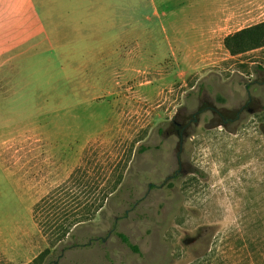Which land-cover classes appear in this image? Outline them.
<instances>
[{
	"label": "rangeland",
	"instance_id": "1",
	"mask_svg": "<svg viewBox=\"0 0 264 264\" xmlns=\"http://www.w3.org/2000/svg\"><path fill=\"white\" fill-rule=\"evenodd\" d=\"M214 1L33 0L10 24L0 264H264V48L232 55L253 24L194 12ZM73 192L106 202L55 242L36 206Z\"/></svg>",
	"mask_w": 264,
	"mask_h": 264
},
{
	"label": "trees",
	"instance_id": "2",
	"mask_svg": "<svg viewBox=\"0 0 264 264\" xmlns=\"http://www.w3.org/2000/svg\"><path fill=\"white\" fill-rule=\"evenodd\" d=\"M225 47L232 55H239L264 48V23L242 30L234 36L227 38L225 40ZM116 189L117 186L112 190ZM67 196H69V192ZM53 202L52 199H44L38 204L35 211L36 219L47 235L54 237L53 240L55 242L61 243L69 236L73 229L91 221L97 212L103 209L106 199L98 203L97 200L94 202L83 201L80 200V196L77 193L73 192L57 213H50L52 209H57ZM80 208L81 210H79ZM118 236L128 248L138 252L137 247L133 246L125 235L118 234ZM47 253L49 251H46L42 257Z\"/></svg>",
	"mask_w": 264,
	"mask_h": 264
},
{
	"label": "crops",
	"instance_id": "3",
	"mask_svg": "<svg viewBox=\"0 0 264 264\" xmlns=\"http://www.w3.org/2000/svg\"><path fill=\"white\" fill-rule=\"evenodd\" d=\"M214 2L215 3H197L193 5L194 12H200L201 15L206 16V19H211L212 17L216 19L217 17L218 20L215 22L216 24L219 22L221 24H253L249 27H245L250 28L264 23V0H216ZM33 8V0H0L1 66L7 65L10 60V24L15 23V21H17L16 19L23 17V15L31 14ZM209 22L210 20L204 24L209 25ZM213 31L215 33L217 27H211L209 32L213 34ZM262 258L264 259V255ZM225 263L234 264L235 262H233V257L226 255Z\"/></svg>",
	"mask_w": 264,
	"mask_h": 264
},
{
	"label": "flooded vegetation",
	"instance_id": "4",
	"mask_svg": "<svg viewBox=\"0 0 264 264\" xmlns=\"http://www.w3.org/2000/svg\"><path fill=\"white\" fill-rule=\"evenodd\" d=\"M198 114L199 113H195L193 115V119L191 121H189L186 125H183V123H181L178 119V116L175 117L174 121H173V124L175 126V134L179 137L180 139V145L182 146L183 144V141L185 139V131L190 128L191 126L193 125H198L200 120L198 118ZM240 116H238V119H239ZM227 123L229 122V120L226 121ZM167 135H170V133L168 132ZM182 153V149L178 152V157H179V162L181 163V160H180V155ZM182 172V170H179L176 175L172 178H175L177 176H179Z\"/></svg>",
	"mask_w": 264,
	"mask_h": 264
},
{
	"label": "clouds",
	"instance_id": "5",
	"mask_svg": "<svg viewBox=\"0 0 264 264\" xmlns=\"http://www.w3.org/2000/svg\"><path fill=\"white\" fill-rule=\"evenodd\" d=\"M235 224H236V220H235V219H232V220L230 221L229 227H231V226H233V225H235Z\"/></svg>",
	"mask_w": 264,
	"mask_h": 264
}]
</instances>
